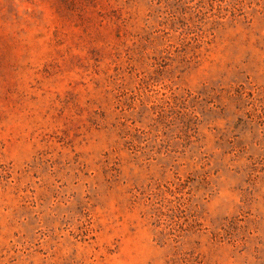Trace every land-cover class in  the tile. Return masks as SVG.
<instances>
[{
  "label": "rangeland",
  "instance_id": "1",
  "mask_svg": "<svg viewBox=\"0 0 264 264\" xmlns=\"http://www.w3.org/2000/svg\"><path fill=\"white\" fill-rule=\"evenodd\" d=\"M0 264H264V0H0Z\"/></svg>",
  "mask_w": 264,
  "mask_h": 264
}]
</instances>
